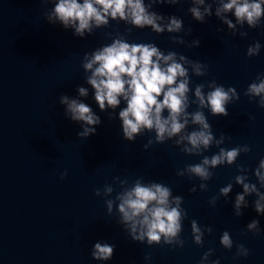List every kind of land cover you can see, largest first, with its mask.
Listing matches in <instances>:
<instances>
[{"label": "water", "instance_id": "water-1", "mask_svg": "<svg viewBox=\"0 0 264 264\" xmlns=\"http://www.w3.org/2000/svg\"><path fill=\"white\" fill-rule=\"evenodd\" d=\"M191 6L155 5L152 10L182 19L184 31L171 35H179L187 43L199 39L200 47L174 44L170 34L156 35L151 29H133L126 39L154 43L165 54L174 51L206 64V77L190 72L193 92L197 84L215 80L225 88H235L240 96L228 105L227 117L205 114L217 139L221 133L230 137L222 147L248 145L251 151L241 154L231 167L212 170L213 178L203 192L197 178L177 176L178 171L203 157L185 155L171 141L153 143L145 151L143 145L150 137L154 139V134L126 141L118 118L126 105L121 102L114 113L111 109L101 112L85 82L84 55L110 44L109 33L111 37L124 35L129 26L110 21L107 28L81 39L71 29L46 21L47 12L54 7L51 3L0 0V264H101L91 257L97 241L114 245L112 258L103 264H200L209 249L213 255L206 264L217 259L220 264H264V215L254 211L255 197H246L248 207L242 209L241 217L233 210L235 196L242 192L234 183L240 175L237 165L248 170L251 183H257L254 170L264 159V109L244 95L257 75L264 74V20L255 30L245 25L241 30L247 32L246 37H233L214 14L206 18L207 23L195 21L188 12ZM229 18L234 22L231 14ZM189 28L192 32L186 35ZM257 41L261 44L259 55L247 57V48ZM80 86L89 91L88 97L81 99L101 119L96 134L86 140L78 137L81 125L66 119L60 104L62 95L79 98ZM189 110L194 111L195 106ZM109 115L115 118L109 119ZM217 151L213 146L204 155L211 157ZM117 177L129 184L140 178L144 183H163L173 195L183 197L182 208L187 212L181 232L183 248L148 247L146 242H133L128 237L118 224L115 206L109 216L105 198L95 195L105 185L118 192ZM228 183H233V191L227 201L220 197L211 206V198ZM192 187H196L195 193L190 192ZM254 219L259 220L258 235L247 232V224ZM192 220L202 229L212 228L211 234L205 233L202 247L193 242ZM225 231L233 240L231 250L220 244ZM237 245L248 249L249 255L234 259Z\"/></svg>", "mask_w": 264, "mask_h": 264}, {"label": "clouds", "instance_id": "clouds-1", "mask_svg": "<svg viewBox=\"0 0 264 264\" xmlns=\"http://www.w3.org/2000/svg\"><path fill=\"white\" fill-rule=\"evenodd\" d=\"M43 3L54 5L46 14V21L59 24L65 30L71 29L73 35L81 39L90 36L95 30L107 28L111 22L123 23L129 26L124 35L119 33L109 37L112 42L86 53L83 57L82 68L85 82L94 93V100L101 112L111 109L113 113L123 102L126 107L119 111L123 138L135 142L137 137L146 133L154 134L143 145L145 151L155 144L173 142L174 146L188 156L203 157L199 163L189 164L178 177L187 176L189 180L197 178L200 191H207V182L212 180V170L222 166H233L241 154L247 155L251 148L248 145L236 146L231 149L222 147L227 137L223 133L217 139L213 134L212 125L207 113L212 117H227L228 105L240 99L233 87L225 88L215 80L207 84H197L194 92L190 88V72L195 77H206L208 66L193 61L185 55L174 51L165 54L154 43L128 42L126 37L132 30L151 29L156 35L164 33L179 34L184 31L183 20L173 16H164L153 11L155 5L176 6L190 3L188 12L192 18L201 23H207L206 18L213 14L225 25L233 37L247 36L245 27L255 30L261 27L264 20V0H42ZM215 7L213 13V6ZM229 14L234 17L229 18ZM219 31V30H218ZM189 28L186 35H190ZM171 42L188 48L200 47V40L194 39L187 43L179 35H171ZM261 44L257 41L247 48V57L259 55ZM207 88V91H205ZM79 98L67 95L60 97L64 106L65 118L81 125L77 134L81 140H86L96 134V127L101 119L92 108L81 98H87L88 88H77ZM191 93V95H190ZM244 95L250 102L255 101L258 107L264 109V74L257 75L255 81L249 84ZM195 106L194 111L189 109ZM115 118L109 115V119ZM254 120V117H250ZM189 129H191L189 131ZM218 149L211 157L204 155L212 147ZM240 175L235 176L234 183L242 188L237 193L233 203L234 214L237 218L243 215L242 209L248 207L246 197H255L253 209L258 215H264V159L259 161L254 170L257 183H251L247 169L237 165ZM67 172L61 175L64 179ZM120 190L115 192L111 185H105L103 190L97 189L95 195L103 196L107 214H113L114 206L119 216L118 224L122 226L133 242L152 246H167L183 248L185 241L181 239L182 224L187 218V212L182 208L183 197L173 195L172 189L157 182L144 183L136 179L129 184L127 180L115 178ZM257 184L259 187H257ZM196 187L190 189L191 193ZM233 191V183L220 188L219 195L209 201L215 206L220 197L227 198ZM115 192L114 199L111 198ZM191 235L195 245L202 247L205 233L211 234L210 226L201 228L196 220L190 222ZM247 232L258 235L259 220L247 224ZM246 235V233H245ZM221 246L226 250L233 248V240L229 232L222 233ZM114 245L97 241L92 248L91 257L94 261L107 262L114 254ZM213 250L209 249L201 257L200 264H206ZM248 249L243 245L236 246V256L247 257ZM150 259V257H145ZM212 264H220L219 259Z\"/></svg>", "mask_w": 264, "mask_h": 264}]
</instances>
